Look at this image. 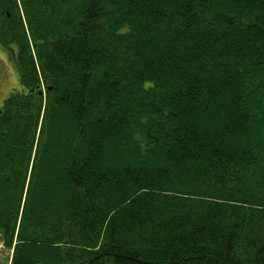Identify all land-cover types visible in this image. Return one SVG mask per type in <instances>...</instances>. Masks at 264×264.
<instances>
[{"label":"trees","instance_id":"1","mask_svg":"<svg viewBox=\"0 0 264 264\" xmlns=\"http://www.w3.org/2000/svg\"><path fill=\"white\" fill-rule=\"evenodd\" d=\"M0 44L6 264H264V0H0Z\"/></svg>","mask_w":264,"mask_h":264},{"label":"rangeland","instance_id":"2","mask_svg":"<svg viewBox=\"0 0 264 264\" xmlns=\"http://www.w3.org/2000/svg\"><path fill=\"white\" fill-rule=\"evenodd\" d=\"M14 47H3L0 44V105L13 88L17 87V73L14 66ZM42 86V89H45ZM11 250L3 246L0 234V263L9 262Z\"/></svg>","mask_w":264,"mask_h":264},{"label":"flooded vegetation","instance_id":"3","mask_svg":"<svg viewBox=\"0 0 264 264\" xmlns=\"http://www.w3.org/2000/svg\"><path fill=\"white\" fill-rule=\"evenodd\" d=\"M17 85H18V83H17ZM13 89H14V88H13ZM13 89H12V90H13Z\"/></svg>","mask_w":264,"mask_h":264}]
</instances>
